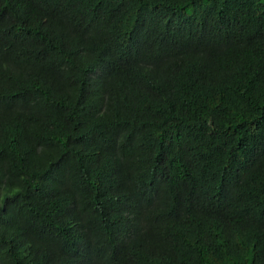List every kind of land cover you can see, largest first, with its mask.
Returning <instances> with one entry per match:
<instances>
[{"label": "trees", "instance_id": "16d2710c", "mask_svg": "<svg viewBox=\"0 0 264 264\" xmlns=\"http://www.w3.org/2000/svg\"><path fill=\"white\" fill-rule=\"evenodd\" d=\"M0 264H264V0H0Z\"/></svg>", "mask_w": 264, "mask_h": 264}]
</instances>
